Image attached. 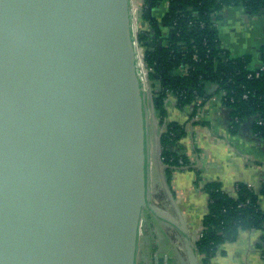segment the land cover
Returning <instances> with one entry per match:
<instances>
[{
	"label": "water",
	"instance_id": "1",
	"mask_svg": "<svg viewBox=\"0 0 264 264\" xmlns=\"http://www.w3.org/2000/svg\"><path fill=\"white\" fill-rule=\"evenodd\" d=\"M145 66L134 0H0V264H137L145 210L201 264Z\"/></svg>",
	"mask_w": 264,
	"mask_h": 264
},
{
	"label": "trees",
	"instance_id": "2",
	"mask_svg": "<svg viewBox=\"0 0 264 264\" xmlns=\"http://www.w3.org/2000/svg\"><path fill=\"white\" fill-rule=\"evenodd\" d=\"M163 1L145 0L142 19L149 21L151 28L144 30L140 24L138 39L145 48L144 59L151 69L150 82L160 87L158 91L153 90L151 103L166 128L160 138L161 160L169 165L165 172L170 183L172 173L189 162L185 154L175 150L185 134V125L168 120L166 99L170 93L176 96L179 109L193 107L195 115L203 102L199 99L208 98L211 84L217 83L228 92V98H235L233 102H223L231 110L233 119H238L235 127L254 117L256 132L264 135V125L257 123L258 117H264V72L260 78H249L248 74L254 73L252 56H233L223 49L216 25L223 20L226 6L243 5L260 11L264 9V0H169L170 6L159 21V6ZM149 39L154 43L144 44ZM183 66L187 72L181 71ZM243 86L250 91L248 99L242 98ZM237 186L235 195L226 193L220 181L203 186L208 194V210L203 218L202 235L194 241L201 264H208L211 257L224 252L223 245L236 240L243 230H259L264 241V204L261 202L264 181L259 192L244 182Z\"/></svg>",
	"mask_w": 264,
	"mask_h": 264
},
{
	"label": "crops",
	"instance_id": "3",
	"mask_svg": "<svg viewBox=\"0 0 264 264\" xmlns=\"http://www.w3.org/2000/svg\"><path fill=\"white\" fill-rule=\"evenodd\" d=\"M159 7L164 12L165 2ZM232 7L239 9L231 11ZM249 9L243 5L229 6L219 26V34L222 44L232 55L249 54L252 56L251 64L257 66L261 63L264 47V9L252 10L251 14L247 12ZM139 10L143 14V5ZM141 26L148 31L151 23L145 21ZM167 108L168 120L185 125V134L178 141L177 148L189 162L172 173L169 185L195 241L203 229L202 220L208 210V197L203 192L205 183L220 181L223 190L230 195L236 194L235 186L241 182L260 191L264 181V135L256 132L254 117L232 128L231 110L220 103L207 101L193 115L192 107L179 109L173 97ZM156 116L157 120L151 124L152 170L157 171L161 186L155 155L156 137L164 130L159 116ZM158 195L159 191L153 196L154 202L172 210L165 193L161 200ZM261 202L264 204V197ZM141 234L143 239L139 240V249L146 245L141 264H175L176 260L187 262L178 244L181 235L169 224L150 214L142 222ZM223 248L224 252L211 257L208 264H264V241L259 230H243L236 240L225 243Z\"/></svg>",
	"mask_w": 264,
	"mask_h": 264
},
{
	"label": "built area",
	"instance_id": "4",
	"mask_svg": "<svg viewBox=\"0 0 264 264\" xmlns=\"http://www.w3.org/2000/svg\"><path fill=\"white\" fill-rule=\"evenodd\" d=\"M164 2H165V11L166 10H168V8H169V6H170V1L169 0H164ZM136 6V5H135ZM143 7H144V3H143ZM136 8H137V6H136ZM139 8V7H138ZM136 19H137V17H136ZM220 24H221V21H217L216 22V25L218 26V28H219V26H220ZM221 40V39H220ZM221 45H222V47H223V49H226V50H228V48H226L223 44H222V42H221ZM142 51H143V55H144V51H145V48H144V46L142 45ZM232 55V54H231ZM234 56V55H233ZM194 58H197V55H194ZM145 64H146V62H145ZM251 66H252V68L254 69V73L253 72H251V73H249L248 74V77L249 78H260L261 76H262V73L264 72V61L263 60H261V63L260 64H258L257 66H253L252 64H251ZM145 69H146V72H147V74H148V76H149V73H150V71H151V69L148 67V65L146 64V66H145ZM181 71H183V72H187V67L186 66H183V67H181ZM244 88H243V90H244V92H243V94H242V98L243 99H248L249 97H250V91L249 90H247L246 88H245V86H243ZM153 90H160V87L159 86H157V87H154V89ZM153 90L151 89V91L153 92ZM175 98V100H176V96L174 95V94H172V93H170L169 95H168V97H167V99H166V102H167V104H168V102L170 101V98ZM228 100H230V101H234L235 100V98L233 97V96H230V98H228V92L226 91V90H224V89H221L220 88V86L217 84V83H213V84H211V86H210V88H209V96H208V98H206V99H203V98H201V99H199V102H202V104L200 105V106H202L203 104H205L207 101L208 102H212V103H220V104H222L223 105V102L224 101H228ZM176 103H177V100H176ZM199 106V107H200ZM193 108V107H192ZM236 121H238V119L236 118L235 120L233 119V122H232V128H235V122ZM159 123H160V125L163 127V130L165 131L166 130V128H165V124L164 123H161V121H160V118H159ZM257 123L259 124V125H264V117L263 116H260V117H258L257 118ZM163 131V132H164ZM162 132V133H163ZM161 133V134H162ZM180 162L182 163L183 161L182 160H180ZM238 185V184H237ZM235 186V190L237 191V189H238V186ZM248 185V187L249 188H251V189H254V186H252V185H250V184H247ZM256 231V229H252V230H250V231ZM202 235V231H201V233L199 234V237ZM199 237H197V239L199 238ZM196 239V240H197Z\"/></svg>",
	"mask_w": 264,
	"mask_h": 264
},
{
	"label": "rangeland",
	"instance_id": "5",
	"mask_svg": "<svg viewBox=\"0 0 264 264\" xmlns=\"http://www.w3.org/2000/svg\"><path fill=\"white\" fill-rule=\"evenodd\" d=\"M145 2V0H134V3H135V5L137 6V8H136V17H137V31H139V27H140V24L143 22V23H145V20L143 21V19H142V12L139 10V8L138 7H141L142 5H143V3ZM227 6L223 9V13L224 14H226V11H227ZM239 9V7H236V8H234V7H232L230 10L231 11H233V10H238ZM163 11H161V13H160V15H159V17H158V19H159V21H161V17H162V15H163ZM259 21H260V19H259ZM252 22H254V21H252ZM255 22L257 23V24H259V22L257 21V20H255ZM148 78H149V76H148ZM152 83H156V82H154V81H151ZM151 82H150V79H149V88L150 89H152L153 90V88H154V85H152L151 84ZM175 108V107H174ZM172 109H173V106H172ZM171 109V110H172ZM157 113V112H156ZM180 140H182L181 138L179 139V141ZM178 144V143H177ZM175 150L176 151H178V148H177V145H176V148H175ZM152 159H154V157H153V155H152ZM152 176H153V179H152V197L153 196H155V194L157 193V191H159V200H161V199H163V197H164V195H163V192H164V190H163V188H161V186H160V182H159V176H158V173H157V171L156 170H152ZM155 184L157 185L156 187H155ZM261 187V186H260ZM205 194H207L205 191H203ZM154 194V195H153ZM207 197H208V194H207ZM146 216H150V213L147 211V210H145L144 212H143V214H142V222L144 221V219L146 218ZM204 218V217H203ZM202 222H203V220H202ZM141 229H142V227H141ZM140 236H142V234H141V232H140ZM143 239V237H140V239ZM139 239V240H140ZM150 239H151V237L149 238V240L148 241H150ZM146 240V239H145ZM140 243V242H139ZM179 244V246H180V248L183 250V253H184V255H185V251H184V247H183V241H182V238L180 239V242L178 243ZM140 245V244H139ZM146 245L144 244V245H142V246H140V249H138L139 250V257H138V260H137V264H141V261H142V255L143 254H145L146 253ZM186 256V255H185ZM182 261V260H181ZM180 260H176V262H175V264H188L186 261L185 262H181ZM166 264H171V263H166Z\"/></svg>",
	"mask_w": 264,
	"mask_h": 264
}]
</instances>
